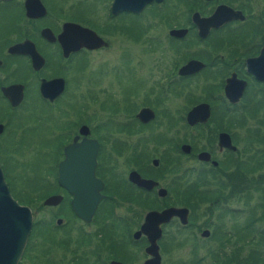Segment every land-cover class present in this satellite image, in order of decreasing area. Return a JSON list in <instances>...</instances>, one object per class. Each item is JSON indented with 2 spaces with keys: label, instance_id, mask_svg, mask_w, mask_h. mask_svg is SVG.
<instances>
[{
  "label": "flooded vegetation",
  "instance_id": "flooded-vegetation-1",
  "mask_svg": "<svg viewBox=\"0 0 264 264\" xmlns=\"http://www.w3.org/2000/svg\"><path fill=\"white\" fill-rule=\"evenodd\" d=\"M112 1H0V170L9 191L3 167H16L10 153L39 149L46 160L40 177L16 180L45 186L51 177L55 185L38 198L54 221L41 227L53 236L39 234L40 257L28 261L55 264L47 256L57 252L59 264H144L152 259L141 232L147 214L176 209L157 224L146 222L160 232L159 264L165 251L182 248L190 259L178 264H202L205 257L214 264H264V149H255L264 147V136L253 130L237 149L246 118L264 122V82L248 63L258 59L264 72V0H151L140 12L114 14ZM206 24L212 26L202 36L198 25ZM70 25L107 46L79 47L81 36L67 32ZM159 26L166 28L161 37L148 34ZM106 34L148 50L106 66L105 87L88 59L110 48ZM190 62L201 66L184 70ZM221 134L235 149L220 146ZM73 144L80 146L69 158L77 161L64 178L86 185L92 170L102 184L88 222L74 214V196L58 184ZM139 180L151 184L141 187ZM52 196L58 202L43 205ZM209 241L216 247L208 249Z\"/></svg>",
  "mask_w": 264,
  "mask_h": 264
},
{
  "label": "water",
  "instance_id": "water-1",
  "mask_svg": "<svg viewBox=\"0 0 264 264\" xmlns=\"http://www.w3.org/2000/svg\"><path fill=\"white\" fill-rule=\"evenodd\" d=\"M0 1H9V0H0ZM151 0H113L111 3L110 11L112 14L125 11V12H140L143 6L150 2ZM29 4V2H28ZM26 4V10L28 11L29 7ZM42 9V8H41ZM28 14V12H27ZM209 21V20H208ZM207 21V22H208ZM211 24L206 25H198L199 34L204 35L205 32L210 28ZM71 32V29L74 31H78L80 34V40L78 41L79 47H84L86 49H97L99 47H106L107 44L104 43L100 38H98L92 31L87 30L85 28H81L80 26H68ZM67 28V29H68ZM20 48V46L12 47L9 50H15ZM255 60H250L249 63V71L259 80L264 82V72L261 70L259 65L260 62L255 64ZM255 64V65H254ZM201 66L198 62H190L184 67V70L191 71L195 70V68ZM10 90V89H9ZM241 87L236 93L235 100H238L240 96ZM8 91V90H6ZM5 93V92H4ZM9 99L12 103L16 104L20 98H12L9 96ZM199 107L197 106L192 109V111L188 115V119L194 115L195 112L198 111ZM93 142H91L92 145ZM94 149H97V143L94 142ZM219 144L224 148L235 149L230 145L229 139L225 134H221L219 136ZM80 144L78 145H70L65 149L66 157L59 166V177L58 184L61 188L66 190L69 194L73 195L74 198L70 202L71 208L74 214L80 218L81 220L88 222L94 212L96 204L100 198L99 190L102 187L101 182L93 178L92 170L90 171V181L86 185L76 184L71 180H66L64 178V170L67 166H70L73 162H76L77 159L69 158V151H74L78 149ZM181 149H187V147L182 146ZM89 162L91 164L94 163V154L91 153L89 156ZM138 186L141 187H149L151 182L146 181H138ZM81 194H85L89 196V199L85 200L80 198ZM58 197L52 196L44 200L43 205H55L58 202ZM179 210L170 209L166 211H162L160 213L150 212L146 216V222L148 220H152L155 224L160 222L161 220L166 219L173 213H177ZM145 224L141 228V232L147 236L148 241L150 242V246L146 249L152 259L147 260L144 264H159V258L156 254V246L155 240L159 237V230L155 225L154 228L149 229ZM32 224V215L31 211L28 207L19 205L10 195L6 183L3 178V174L0 170V264H17L21 254L23 252L24 246L26 244L29 231ZM114 264V263H113Z\"/></svg>",
  "mask_w": 264,
  "mask_h": 264
},
{
  "label": "rangeland",
  "instance_id": "rangeland-1",
  "mask_svg": "<svg viewBox=\"0 0 264 264\" xmlns=\"http://www.w3.org/2000/svg\"><path fill=\"white\" fill-rule=\"evenodd\" d=\"M129 19V18H128ZM133 22L132 20H127V23ZM134 27V25L130 26ZM166 28L164 26H159L155 31L149 30L148 34L157 33L161 37L163 33H165ZM131 33L135 32V29L130 30ZM124 37V36H122ZM106 41H109L111 43L110 48H108L105 51H102L100 53H96L94 55L89 56V71L95 70L94 80L101 79L100 82L104 84L106 87V82L110 81L109 78L106 77V66L108 65H114V66H120V58L121 55H129L132 58H136L137 56H142L144 54L145 50H148V47L145 46L144 43H134L131 44L121 38V36H108L106 34ZM100 67V68H98ZM103 75L101 77L100 75ZM244 104L240 105L239 110H242V106ZM244 107V106H243ZM251 113V112H249ZM106 113L102 112H96V115L104 118ZM261 114V113H258ZM248 115V114H247ZM252 119L246 118V122L243 123L242 126H240L237 130V135L239 137L238 143H237V149H242L244 146L245 140L247 138L248 133H251L253 130L258 132L257 134L260 136H264V122L261 124H256ZM106 147H108V144L106 142L103 143ZM255 149H264L263 146L256 145ZM39 149H14L13 153H10V156L14 161L16 162V167L11 168L9 165H4L5 174H6V181L8 183L9 191L12 194V196L17 200L16 202L19 205L26 206L30 209L31 215H32V224L29 231V235L27 238L26 243V249L23 253L24 255H21L23 260L19 259L17 264H30L28 259L32 258L33 255H39L38 248L41 244L40 235L41 233L47 234L49 236L52 233L48 231L47 229H44L43 225L48 226H54L53 220H51V210L44 209L40 207V200L38 199L40 195H43L44 193H51V191L54 189V184L51 183L52 178H48V183L45 186H42L39 181H35L34 183H25V181H17V178H22L23 175H27L28 177L37 175V177H40V174L42 172L43 163H46L45 157L38 156ZM30 169L32 171H30ZM46 171V170H45ZM22 175V176H21ZM12 177H14L12 179ZM15 179V180H14ZM54 185V186H53ZM34 188H38L36 191L32 192L31 190ZM23 201H28L29 205L23 204ZM54 213V211H53ZM64 222V221H62ZM35 228V229H33ZM57 232V231H56ZM165 241V240H164ZM209 245V248H215L216 243L213 241L207 242ZM34 247L37 249V251H34ZM208 247V246H207ZM213 250V249H212ZM212 250H201L198 251V254L202 255L205 254L207 251ZM190 250H186L184 248L179 250H167L165 251V254L163 255V262L162 264H178L182 261H186L187 259H190L188 254ZM34 255V256H35ZM207 255V254H206ZM30 257V258H29ZM40 257V255H39ZM42 257V256H41ZM48 259H51L55 262V264H59L58 262V255L56 253H51L47 256ZM22 260V261H21ZM35 260V264H40V262H43L46 264L47 262L45 260L40 261ZM91 261V260H90ZM187 262V261H186ZM92 263V262H91ZM48 264V263H47ZM98 264V263H94ZM202 264H214L209 259V257H205Z\"/></svg>",
  "mask_w": 264,
  "mask_h": 264
},
{
  "label": "trees",
  "instance_id": "trees-1",
  "mask_svg": "<svg viewBox=\"0 0 264 264\" xmlns=\"http://www.w3.org/2000/svg\"><path fill=\"white\" fill-rule=\"evenodd\" d=\"M262 143H263V145H264V139L262 140ZM37 189H38V188H34V189H32L31 191L34 192V191H36ZM22 203L30 206V204L28 203V201H23ZM33 229H35V228H33Z\"/></svg>",
  "mask_w": 264,
  "mask_h": 264
}]
</instances>
